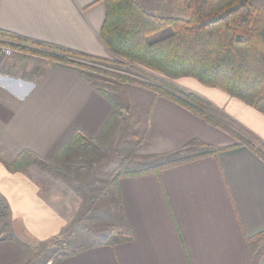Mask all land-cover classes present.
Here are the masks:
<instances>
[{
    "label": "crops",
    "instance_id": "1",
    "mask_svg": "<svg viewBox=\"0 0 264 264\" xmlns=\"http://www.w3.org/2000/svg\"><path fill=\"white\" fill-rule=\"evenodd\" d=\"M138 2L157 16H188L186 0ZM105 16L104 0H0V29L111 58L99 32ZM24 54L3 58L0 68V194L12 232L0 230V264H27L36 244L72 230L88 194L57 167L73 152L66 145L80 133L91 151L111 147L123 123L154 158L222 149L159 173L119 177L109 191L119 207L111 219L130 238L73 250L55 264H264L263 156L150 87L107 88L76 64ZM178 82L264 140V113L194 78Z\"/></svg>",
    "mask_w": 264,
    "mask_h": 264
},
{
    "label": "trees",
    "instance_id": "2",
    "mask_svg": "<svg viewBox=\"0 0 264 264\" xmlns=\"http://www.w3.org/2000/svg\"><path fill=\"white\" fill-rule=\"evenodd\" d=\"M104 3L106 16L99 31L104 44L136 72L146 74L144 69L151 72L146 74L150 76L146 81L130 74L115 73L119 81L150 87L175 100L208 123L226 130L237 140L236 145H247L264 157V140L205 96L181 90L173 83L176 79L191 77L206 86L220 88L264 113V0H187V18L157 16L145 11L135 0H104ZM0 37L15 48L73 63L84 70H96L98 66L92 63L107 61L2 29ZM84 77L89 80L86 71ZM91 143L88 138L75 133L66 146L75 151L87 149ZM221 149L204 145L189 154L164 159L152 167L124 171L109 184L118 189L117 180L123 175L159 173L162 169L215 154ZM105 234L92 245L116 244L130 238L128 233Z\"/></svg>",
    "mask_w": 264,
    "mask_h": 264
},
{
    "label": "rangeland",
    "instance_id": "3",
    "mask_svg": "<svg viewBox=\"0 0 264 264\" xmlns=\"http://www.w3.org/2000/svg\"><path fill=\"white\" fill-rule=\"evenodd\" d=\"M135 1L138 2V0ZM185 6L188 11L187 0ZM15 49L18 53H16L14 58L22 57V55H25L24 52L33 53L22 50V48ZM34 54L44 56L38 53ZM105 59L107 60L106 62L92 63L98 66L96 70L88 69V73H91L92 77L101 86H107V88L116 87L115 83L121 82L116 76L118 73L130 74L143 81L150 79V76H146L147 73H151L150 71L144 69L146 74L138 73L131 66L124 64L126 61L119 56L113 54L111 58ZM178 80H174L173 83L181 90H184V88L180 87ZM121 126L120 130L116 129V132H114L115 136L110 142L111 147L96 144L92 151L90 150L91 146L87 149L75 150L70 154L71 156L68 157L69 159L66 163L57 165V167L61 168V173L64 172L69 175L70 182L74 186L82 187L81 189L85 188L86 194L84 195H88L82 197L85 200L84 206L81 207L83 210L78 214V220L75 221L72 230L68 234L53 237L46 242L36 244L34 253L23 259L27 261V264H55L64 253L92 245V243L102 239L107 232L110 235L113 232L115 234L120 233L117 231V222L111 219L113 218V211L118 213L119 208L117 206L112 207L113 202L109 196H112V194L109 191L114 190V188L109 182L124 171H138L143 167H152L163 161L162 159L142 154L141 150L143 149H141V143H139L141 137L131 123H123ZM189 153L183 152L180 154L186 155ZM8 206V201L0 194V230H2L3 236L12 235Z\"/></svg>",
    "mask_w": 264,
    "mask_h": 264
},
{
    "label": "built area",
    "instance_id": "4",
    "mask_svg": "<svg viewBox=\"0 0 264 264\" xmlns=\"http://www.w3.org/2000/svg\"><path fill=\"white\" fill-rule=\"evenodd\" d=\"M6 40L0 39V68H1V60L3 58H10L12 59L17 52L13 46L8 45V43L5 42Z\"/></svg>",
    "mask_w": 264,
    "mask_h": 264
}]
</instances>
